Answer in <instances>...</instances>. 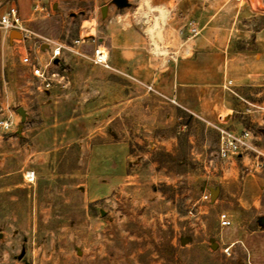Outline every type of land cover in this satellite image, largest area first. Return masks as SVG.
Wrapping results in <instances>:
<instances>
[{"label": "rangeland", "instance_id": "1", "mask_svg": "<svg viewBox=\"0 0 264 264\" xmlns=\"http://www.w3.org/2000/svg\"><path fill=\"white\" fill-rule=\"evenodd\" d=\"M45 8L26 22L27 39L0 28V120L10 123L0 126V264H249L241 243L223 252L237 230L253 231L264 256V169L242 179L239 166L233 194L203 199L206 186L221 185L207 167L217 160V130L153 86L192 49L225 43L249 53L241 92L264 102L256 34L264 0H51ZM155 18L159 32L149 29ZM54 43L64 47L50 71L63 79L38 88L20 56L29 48L44 62ZM95 43L109 69L89 59ZM224 207L230 227L218 222Z\"/></svg>", "mask_w": 264, "mask_h": 264}, {"label": "crops", "instance_id": "2", "mask_svg": "<svg viewBox=\"0 0 264 264\" xmlns=\"http://www.w3.org/2000/svg\"><path fill=\"white\" fill-rule=\"evenodd\" d=\"M4 1L16 3L19 15L26 21L41 18L33 15V0H0V2ZM41 1L45 6L51 0ZM250 11L251 8L247 1L242 14L248 15ZM242 26V23L238 25L237 29L240 32L245 31ZM8 34L11 36V33L8 32ZM256 34L257 37L264 36V26L260 27ZM262 55L263 52H258L254 57L257 59V56L261 58ZM247 56H249L247 51L231 49L229 44L225 43H217L214 47L201 50L194 48L190 55L176 59L159 80L153 81V86L166 97L173 99V103L209 122L216 123L223 119L230 127L238 130L245 127L242 119L250 117L254 127L259 128L258 133H261L264 120L262 117H257L254 110L248 106H255L258 103L249 100L241 92L243 84L249 82L252 76L246 71L252 65L251 60H247ZM239 166L238 161L218 163L216 160L212 167V177L221 185H208L205 190L217 189L219 196H223L224 191L233 194L229 184L238 179ZM262 178L264 180V174ZM223 211L231 217V208L224 207ZM259 232H264V228ZM252 233L253 231L248 233L237 230L234 236L226 242H229L228 245L241 243L247 251L249 264H264V256L260 255L262 252L253 243Z\"/></svg>", "mask_w": 264, "mask_h": 264}, {"label": "built area", "instance_id": "3", "mask_svg": "<svg viewBox=\"0 0 264 264\" xmlns=\"http://www.w3.org/2000/svg\"><path fill=\"white\" fill-rule=\"evenodd\" d=\"M241 1V0H234ZM32 12L34 16L45 17L47 10L42 4L41 0H33ZM26 20L23 19L18 12L16 3L12 1L0 2V28L11 33L16 31L20 34L22 39H27L31 35V31L26 25ZM186 27L191 35L198 34L196 22L192 18L186 19ZM75 45L80 43L79 39H75ZM95 42V39H92ZM64 46L59 43H54L49 48L47 57L43 62L38 57H32L30 55V49L25 50V54L20 56V61L27 65L31 74L39 82V87L49 88L53 81H60L63 79V75L58 72L50 71V66L57 59ZM89 59L106 69L110 68L107 49L105 46L99 43H95ZM174 102L173 99H171ZM255 109L264 116V102L254 106ZM264 120V119H263ZM8 120H0V126L4 128L9 127ZM217 130V147L216 158L218 163H224L229 161H238L240 163V171L242 178L247 176H253L255 173H259L264 169V125L261 133L256 132L251 127H242L241 129H234L230 127L225 120L221 119L216 123H213ZM215 162L209 160L207 166L214 167ZM23 178L26 183H33L35 174L32 170H25ZM203 199H210V192L205 190L202 195ZM218 222L221 227H230L232 225V219L226 211H220L218 214ZM231 245H227L223 252L229 254V248Z\"/></svg>", "mask_w": 264, "mask_h": 264}, {"label": "water", "instance_id": "4", "mask_svg": "<svg viewBox=\"0 0 264 264\" xmlns=\"http://www.w3.org/2000/svg\"><path fill=\"white\" fill-rule=\"evenodd\" d=\"M115 1L120 3V4L124 2V0H115ZM103 11H104V9H103ZM11 36L12 37H20V34L18 32H16V31H13V32H11ZM208 190L210 192L211 200H214L216 195H217V193H218V190L217 189H213V188H208Z\"/></svg>", "mask_w": 264, "mask_h": 264}, {"label": "bare ground", "instance_id": "5", "mask_svg": "<svg viewBox=\"0 0 264 264\" xmlns=\"http://www.w3.org/2000/svg\"><path fill=\"white\" fill-rule=\"evenodd\" d=\"M153 10H154V9H153ZM160 15H161L162 17L165 16V11H164L163 9L160 10ZM157 25H158V22H157V20H156V18H155V20H154V24H153V27H150L149 29H150V30H153V29L156 28V30H157V29H158V28H157V27H158ZM157 31H158V30H157ZM159 31H160V29H159ZM159 31H158V32H159ZM149 32H150V31H149ZM158 32H157V33H158ZM160 33H161V32H160ZM160 52H161V51H160Z\"/></svg>", "mask_w": 264, "mask_h": 264}]
</instances>
